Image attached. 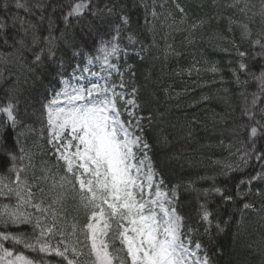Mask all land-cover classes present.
<instances>
[{"label":"trees","instance_id":"obj_1","mask_svg":"<svg viewBox=\"0 0 264 264\" xmlns=\"http://www.w3.org/2000/svg\"><path fill=\"white\" fill-rule=\"evenodd\" d=\"M20 2L28 7L0 0L5 25L0 29V108L11 102L16 116L13 125L0 113V178L14 188L12 169H22L33 203L42 201L48 211L20 205L21 212L31 214L30 222L0 220V233L21 241L5 242L13 256L34 264H66L54 253L25 247H37L36 219L48 228L55 215L51 238L40 242L75 246L84 253V264H91L83 229L88 210L60 180L66 174L49 143L44 105L61 91L63 80L100 55L101 41H110L119 27V43L127 51L120 61L121 83L129 93L135 89L147 155L163 186L176 193L175 208L185 231L191 229L193 245L201 244L210 264H264V159L258 158L264 154V94L256 79L264 70V0H90L86 11L67 23L70 6L80 0ZM128 36L138 42L129 44ZM118 102L128 121L126 104ZM0 189V213L15 209V193ZM202 206L211 213L210 227L200 219Z\"/></svg>","mask_w":264,"mask_h":264},{"label":"snow or ice","instance_id":"obj_2","mask_svg":"<svg viewBox=\"0 0 264 264\" xmlns=\"http://www.w3.org/2000/svg\"><path fill=\"white\" fill-rule=\"evenodd\" d=\"M88 3L90 0L87 3L80 0L72 4L64 17L65 22L67 23L70 17L81 16ZM16 6L28 7L20 0H16ZM108 11L111 12L112 9ZM121 22L127 24V19L121 17ZM20 23L26 22L21 20ZM4 26V23L0 22V29ZM51 39L50 36L49 40ZM127 40L129 44L138 42L132 36H128ZM256 43L260 44V41ZM101 45L98 51L103 57L105 71L110 75L112 71H118L110 58H118L121 54L119 27L115 29L112 39L107 43L101 41ZM260 46L264 49V44ZM49 54H53L52 49H49ZM35 59L39 62L41 56L37 54ZM244 67L242 64L241 68ZM256 79L261 93L264 94V70ZM63 83L64 89L56 92L44 105L46 126L51 132L49 143L57 161L63 163L66 174L60 180L71 185L80 206L88 210L87 222L83 229L91 264H125V260L127 264H210L206 254L197 256L196 251H193L191 229L185 231L183 217L175 208L176 193L173 191L170 199L169 194L161 190L163 181L152 167L151 159L147 155L149 145L143 138L141 118L135 115V109L138 107L136 100H125L124 92H117L115 86L108 88L107 84L77 88L72 87L68 80ZM119 86L124 87L123 83ZM132 95L135 96V89ZM61 96L65 97L66 106H60ZM100 96H103V99H99ZM117 97L131 106L132 110L126 109L130 117L128 121L121 119L116 104ZM80 101L84 102L78 103ZM0 111L6 113L8 120L15 125V109L11 102L0 108ZM251 131L255 135L257 128L253 127ZM20 151L23 152V149ZM258 158L264 159V154ZM19 159H23V156ZM11 160L15 162L17 157L12 155ZM12 171L15 173V187L9 188L2 178L0 185L15 193L18 205L11 210L6 207L0 213V220L13 223L30 222L31 214L21 212L20 205L31 206L41 214L48 209L41 208L42 201L33 203L31 186L27 178L21 179L23 170L13 168ZM58 186L63 188L64 183H59ZM55 187L56 183L53 184V188ZM39 190L44 191L42 188ZM215 191L220 193V189ZM53 202L59 203V198H54ZM248 207L250 205L246 204L245 208ZM200 219L208 227L211 226V213L204 206ZM35 226L40 229L37 247L27 243L25 247L41 253H54L66 261V264H84L81 259L84 253L78 251L75 246L64 242L60 245L49 244L46 240L40 242L41 239L51 238L53 229L57 227L55 215L51 227L41 228L39 219H36ZM208 227L205 231H208ZM216 227L219 229V224ZM75 231L76 226L73 225V235ZM60 234L63 235L62 232ZM0 239L21 242L18 237L6 234H0ZM194 248L200 250L201 244L195 243ZM0 251L4 253L0 257L3 264H34L23 255L13 256L2 244ZM120 252H123L124 258L120 257ZM8 257L12 259H7Z\"/></svg>","mask_w":264,"mask_h":264},{"label":"rangeland","instance_id":"obj_3","mask_svg":"<svg viewBox=\"0 0 264 264\" xmlns=\"http://www.w3.org/2000/svg\"><path fill=\"white\" fill-rule=\"evenodd\" d=\"M243 1L244 0H239V3L243 2ZM245 8H247V7H245ZM86 9L83 10V13L86 11ZM247 10L248 9H246L245 11H246L247 14H249V12H247ZM244 14H245V12H244ZM248 29H249V27L247 28V30ZM257 41H260V38H258L255 41V44H254L255 46L260 45V44L256 43ZM120 47H121V54L119 55V57L118 58H110L111 63L115 64L117 66L118 71H112L111 74L109 75V73L105 71V66H104V63H103V57L100 54L99 56L95 57V59L90 58V59L87 60L86 66L84 68V69H87V70H84V69L78 70L74 74V76L70 80H68L70 85L72 87H77V88H79V87H88V88H90L93 84H99L101 86H104L105 84H107L108 88H112L113 86H115V90L117 92H124L125 93V100L132 99V98L135 99V97H133V95H132V92L129 93L127 91V89L125 88V86L123 88H121L119 86L121 84V82H122V78H124V74L122 73V70H121L120 61H121L122 56L125 53H127V51L123 48V45L120 44ZM90 60L92 61V63H89ZM117 79H118V83H117ZM63 81H62V89H61V91L65 87ZM89 99H91V98H89ZM99 99H103V96H100ZM119 100H121V99L119 97H117L116 98V104H117V108L120 111L121 119L123 120L122 112H121V110L119 108V102H118ZM60 101H61L60 106H66L65 97L61 96L60 97ZM83 102L84 101H80L78 103H83ZM126 106H127V110H132L131 106H129V105H126ZM0 113L8 120L6 113H4L2 111H0ZM127 116L130 119L129 115H127ZM8 122H10V124H12L11 121L8 120ZM50 136H51V132H50V129H49V137ZM260 179H261V182H264V174H262ZM161 190L166 192V193H168L169 194V198L171 199V196H172V193H173L172 191L167 190L163 186V184L161 185ZM174 204H175V201H174ZM0 234H2V233H0ZM6 241L7 240L0 239V244H2L4 248H6V246H5V242ZM193 251H196L197 256H203V253H202L201 249L200 250H196L194 248V245H193ZM3 255H4L3 251H0V257H2ZM7 259H12V257H8ZM0 264H3L2 260H0Z\"/></svg>","mask_w":264,"mask_h":264}]
</instances>
